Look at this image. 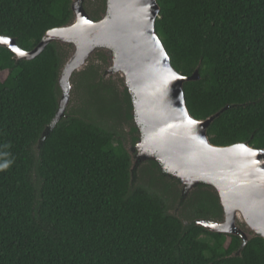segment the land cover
I'll use <instances>...</instances> for the list:
<instances>
[{"label":"trees","instance_id":"obj_1","mask_svg":"<svg viewBox=\"0 0 264 264\" xmlns=\"http://www.w3.org/2000/svg\"><path fill=\"white\" fill-rule=\"evenodd\" d=\"M90 1L97 19L106 0ZM158 3L156 31L173 67L187 77L200 71L184 86L190 113L205 120L230 106L209 128L211 142L264 149V0ZM72 4L0 0V36L32 51L72 22ZM70 54V46L51 44L18 61L0 47V264H264L263 238L243 247L238 236L196 224L222 219L210 188L186 196L153 161L132 172L120 130L129 126L136 145L132 99L122 79H105L104 53L73 79L80 105L72 102L40 144Z\"/></svg>","mask_w":264,"mask_h":264},{"label":"water","instance_id":"obj_2","mask_svg":"<svg viewBox=\"0 0 264 264\" xmlns=\"http://www.w3.org/2000/svg\"><path fill=\"white\" fill-rule=\"evenodd\" d=\"M86 3L73 0L72 22L48 31L32 51L21 49L13 38L0 36V47L10 50L18 61L36 59L51 44L72 47L58 81L59 109L40 144L65 116L73 78L95 55L104 53L107 75L119 76L132 99L139 133L136 145L129 148L132 172L153 161L180 182L186 196L201 186L210 188L218 197L222 219L198 220V226L238 236L243 247L256 237L264 239V149L250 143L220 147L211 142L209 128L230 106L205 120L190 113L184 86L199 81L200 71L187 77L173 67L156 31L161 13L158 0H106L98 19L87 11Z\"/></svg>","mask_w":264,"mask_h":264},{"label":"rangeland","instance_id":"obj_3","mask_svg":"<svg viewBox=\"0 0 264 264\" xmlns=\"http://www.w3.org/2000/svg\"><path fill=\"white\" fill-rule=\"evenodd\" d=\"M89 1V3L90 2H92V1H90V0H88ZM89 3H86V9H87V11H89L88 10V4ZM91 10V9H90ZM99 17H97V19H98ZM68 46V45H67ZM71 47V46H70ZM71 52H72V47H71ZM100 54V53H99ZM98 55V54H97ZM97 55H95V57H93L92 58V60L89 62V64L90 63H95V64H99L100 63V61H99V59H97ZM108 66H109V64H108ZM108 69V68H107ZM106 74H104V76H105V79L107 80H110V79H119V80H121V78L119 77V76H113V75H111V76H109V75H107V72H105ZM76 77V76H75ZM74 77V78H75ZM73 78V79H74ZM123 81V80H122ZM72 86H73V83H72ZM124 89V83H123V88H122V90ZM77 96V97H76ZM74 98V99H73ZM72 99H73V101H72ZM74 100H76V101H74ZM72 102H74V103H72ZM71 103H72V105L74 104V106H77V105H80V100H79V98H78V95H77V92H76V90H75V87L73 86L72 87V92H71V100H70V104H69V106H68V108L70 107V105H71ZM124 128V129H123ZM122 129H120L121 130V134L124 136V137H126L127 139H126V141L129 143L128 144V148H131L133 145L131 144V142H130V136H129V132H130V127L129 126H127V125H125L124 127H123ZM122 136V137H123ZM242 228H244V227H242Z\"/></svg>","mask_w":264,"mask_h":264},{"label":"snow or ice","instance_id":"obj_4","mask_svg":"<svg viewBox=\"0 0 264 264\" xmlns=\"http://www.w3.org/2000/svg\"><path fill=\"white\" fill-rule=\"evenodd\" d=\"M8 41H5V43H7Z\"/></svg>","mask_w":264,"mask_h":264}]
</instances>
